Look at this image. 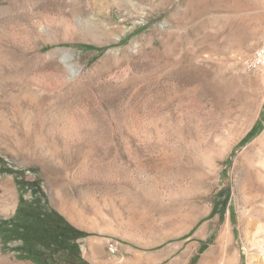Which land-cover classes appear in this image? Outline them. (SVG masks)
<instances>
[{"label": "rangeland", "instance_id": "374dc122", "mask_svg": "<svg viewBox=\"0 0 264 264\" xmlns=\"http://www.w3.org/2000/svg\"><path fill=\"white\" fill-rule=\"evenodd\" d=\"M192 1L0 0V220L46 205L88 264H264V0Z\"/></svg>", "mask_w": 264, "mask_h": 264}, {"label": "trees", "instance_id": "16d2710c", "mask_svg": "<svg viewBox=\"0 0 264 264\" xmlns=\"http://www.w3.org/2000/svg\"><path fill=\"white\" fill-rule=\"evenodd\" d=\"M84 48L94 50L92 47ZM255 128L242 142L250 138ZM12 173L17 177L20 172ZM21 212L24 215L20 218L15 216L10 221L0 220L1 240L5 245L19 242L15 249L21 259H29L36 264H88L80 257L76 243L84 236L83 233L69 225L62 216L46 205L38 209L29 206ZM63 253L65 255L61 257Z\"/></svg>", "mask_w": 264, "mask_h": 264}, {"label": "built area", "instance_id": "2783aa9c", "mask_svg": "<svg viewBox=\"0 0 264 264\" xmlns=\"http://www.w3.org/2000/svg\"><path fill=\"white\" fill-rule=\"evenodd\" d=\"M246 62L252 64L253 70H264V47L259 48L255 54L246 60ZM106 248L110 255H115L118 250L117 243L111 239L106 241Z\"/></svg>", "mask_w": 264, "mask_h": 264}, {"label": "bare ground", "instance_id": "6f19581e", "mask_svg": "<svg viewBox=\"0 0 264 264\" xmlns=\"http://www.w3.org/2000/svg\"><path fill=\"white\" fill-rule=\"evenodd\" d=\"M192 1V0H191ZM218 1V0H217ZM239 1V0H238ZM253 0H251L250 2H252ZM193 2V1H192ZM242 2V1H241ZM246 2V1H245ZM248 2V1H247ZM257 2V1H256ZM191 3V2H190ZM195 3V1H194ZM217 3V2H216ZM234 3V1H233ZM244 3V2H243ZM261 3V2H260ZM246 4V3H245ZM235 5V4H234ZM100 7L103 9L104 8V4H100ZM217 8V7H216ZM226 8V7H225ZM237 8V7H235ZM249 8V7H248ZM229 8L227 7L226 10H228ZM227 227V226H226ZM229 232V231H228ZM227 232V229L224 228L223 230L220 231L219 233V236L217 238V241L215 242V244L219 245L222 247L225 246V244H228L230 242V238H229V233ZM230 247V246H228ZM232 249V247H230ZM263 249V245L262 247H260ZM229 250V249H228ZM223 251V250H222ZM261 252V251H260ZM228 254V253H227ZM232 256L231 257H228L227 260H226V263L225 264H234L235 263V254H231ZM229 256H230V253H229Z\"/></svg>", "mask_w": 264, "mask_h": 264}]
</instances>
